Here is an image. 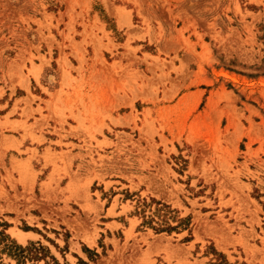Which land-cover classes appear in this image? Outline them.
I'll return each instance as SVG.
<instances>
[{
    "label": "rangeland",
    "instance_id": "rangeland-1",
    "mask_svg": "<svg viewBox=\"0 0 264 264\" xmlns=\"http://www.w3.org/2000/svg\"><path fill=\"white\" fill-rule=\"evenodd\" d=\"M41 261L264 264V0H0V264Z\"/></svg>",
    "mask_w": 264,
    "mask_h": 264
},
{
    "label": "crops",
    "instance_id": "crops-1",
    "mask_svg": "<svg viewBox=\"0 0 264 264\" xmlns=\"http://www.w3.org/2000/svg\"><path fill=\"white\" fill-rule=\"evenodd\" d=\"M16 231H19L20 233H22L23 235H25V237L23 236V235H16L17 236V238H23L22 240H23V242H19V241H17L15 238H11V239H13L14 241V243L15 244H18V245H27L30 241H32L33 240V237L35 236V237H39V238H41V236L36 232V231H32V230H28V231H21V230H19V229H15ZM69 255H71V253H69ZM41 264H45L43 261H41Z\"/></svg>",
    "mask_w": 264,
    "mask_h": 264
},
{
    "label": "trees",
    "instance_id": "trees-1",
    "mask_svg": "<svg viewBox=\"0 0 264 264\" xmlns=\"http://www.w3.org/2000/svg\"><path fill=\"white\" fill-rule=\"evenodd\" d=\"M161 207H164V206H162L161 205ZM185 223V220H180L179 222H178V224L180 225V224H184ZM143 224H149V222H143ZM174 228H168V227H166V228H164V230H163V228H156L155 230H158L159 232H162V231H165V230H167V231H171V230H173Z\"/></svg>",
    "mask_w": 264,
    "mask_h": 264
}]
</instances>
